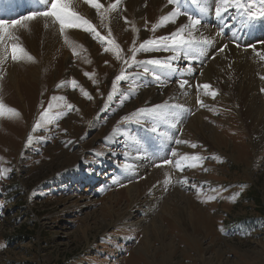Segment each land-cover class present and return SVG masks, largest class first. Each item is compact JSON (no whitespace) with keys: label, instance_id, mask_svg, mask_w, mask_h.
<instances>
[{"label":"rangeland","instance_id":"374dc122","mask_svg":"<svg viewBox=\"0 0 264 264\" xmlns=\"http://www.w3.org/2000/svg\"><path fill=\"white\" fill-rule=\"evenodd\" d=\"M0 1L6 21L46 7L35 6L38 0ZM127 2L115 9L122 15L119 28L111 25L113 10L100 15L88 5L95 15L87 19L119 45L120 58L107 40L81 30L91 43H66L57 34L68 61L54 55L47 64L50 40L39 30L42 46L26 44L29 34L18 35L34 61L7 59L24 64L27 73L35 69V79L27 75L17 85L0 72V98L19 112L0 116V169L9 170L0 178V264H264V59L254 64V85L233 58L226 71L220 64L214 83L203 82L210 89L198 88L194 79L196 105L186 107L168 93L183 81L176 73L185 67L182 57L204 54L195 77L208 81L209 62L229 44L246 53L262 48L264 16L250 18L248 11L264 8V0H240L243 8L229 6L222 20L211 17L219 48L177 24L181 17H201L196 0H179L175 17L176 3L145 4L139 20ZM218 7L216 0L213 12ZM250 26H260L261 34L252 39ZM173 33L192 43L178 37L173 43ZM148 40L156 44L140 50ZM122 72L125 79L117 81ZM50 104V122L41 121ZM185 155L203 159L196 167L183 162L181 171L175 161Z\"/></svg>","mask_w":264,"mask_h":264},{"label":"bare ground","instance_id":"6f19581e","mask_svg":"<svg viewBox=\"0 0 264 264\" xmlns=\"http://www.w3.org/2000/svg\"><path fill=\"white\" fill-rule=\"evenodd\" d=\"M84 3L80 0H75L73 1V5L75 7V9L83 16H85L86 18H93L95 13L94 11L88 6L87 3H85V0H83ZM218 1V6L221 7L222 6V0H217ZM220 1V2H219ZM2 3V1H0ZM102 3H106L105 7L108 8L109 5L115 3V0H101ZM196 2L200 5L199 8H200V12H201V17L198 18L200 20V23L199 25H196L195 27H192V21L190 20H187L183 17H181L179 20V22L177 24L179 25H183V27L187 28L188 31H192V35L197 37L198 39H203V38H208V39H211L212 41H214L215 43H217V45L214 46L219 48L221 46V44L223 43H219L218 44V40L215 38V28L212 27V24L213 23L211 21L210 23V20L212 19L211 17L215 16L216 15V11L213 12V9H212V6L214 8V5L216 3V0H196ZM221 5H220V4ZM145 4H148V5H152V6H164L165 5V0H128V2L125 4L127 6V9L128 11L130 12H133L134 15L136 16L135 18L136 19H142L145 15H146V11L148 10H145L143 8V6ZM197 4V5H198ZM44 5L43 2H40V0H38V2L35 1V6H42ZM124 5V6H125ZM147 7V6H146ZM170 9H165L164 11L167 12L169 11ZM129 12V13H130ZM109 13V12H108ZM126 15V14H125ZM224 13L219 17V20H222V18L224 17L223 16ZM122 15H120L119 11H115L113 10L111 12V19H110V22H111V25L112 27L114 28H119V17H121ZM41 22H45L44 24H41ZM140 22V21H139ZM28 27L27 28H17L15 30V35L18 36L20 34H22V36H25L26 34H29L27 38V40H25V43L26 44H29V43H33V44H39L40 46H42V40L39 38L42 34L41 37H45L44 39L47 40L49 39L50 40V44H49V47L47 48V51L45 52V63L49 64L51 62V60H53V56L56 55L57 56H62L63 59L66 61V56L68 54V52L66 51L65 47H64V44L62 43V41L60 40V38L58 37V35H62L64 37V40H65V35H67L68 37V40H76L75 42L76 43H73V44H78V43H83L85 45H89L91 42L89 41L88 37L85 36L84 34H82V31L81 30H69L66 34H61L60 32V28L56 25V24H53L52 23V20L50 18H45V17H41V18H37L35 20H32V21H27L26 22ZM48 25L46 28L45 25ZM139 25V23H138ZM173 25V24H172ZM178 26V25H176ZM40 30V35L38 37V31ZM31 32L34 34L32 35ZM58 34V35H57ZM217 35V34H216ZM27 36V35H26ZM31 40V41H30ZM20 41H18L19 43ZM230 42V41H229ZM46 43V42H45ZM48 44H45V46H47ZM95 45V44H93ZM207 45V44H205ZM29 46V45H27ZM208 46V45H207ZM205 47V48H208V47ZM44 47V46H43ZM228 47V46H227ZM45 48V47H44ZM199 49V47H197ZM213 48V49H214ZM46 49V48H45ZM202 50H204L203 48H201ZM199 49V50H201ZM211 50V49H210ZM228 51H231V54L229 55L228 54ZM261 51L264 52V46L262 48H259L258 50L256 49V51L254 52H249V53H246L245 51L243 50H237L235 49L233 46H230L229 44V48L227 49V52L226 50L224 51V54L221 53V55L215 60V61H211L209 62V67L207 65L209 69V71H207V74L206 72L204 71V73L207 75V80H203V79H200L199 77H195V74L197 72V74L199 73V70H203L202 67H200V65L203 64V56L204 54L200 53V51H198V53L192 57V56H185V57H182L181 62H180V65L183 64L185 65L184 68H177L178 70H181L180 72H176V73H179V75L181 76V78H183V81H179L178 84L181 85H189L187 87H180V86H176V87H173L171 89L168 90V93L170 95H172V100H176L177 101V97L179 99H181V102L184 106L186 107H190V106H194L196 104H194L195 102V88L193 87V84H194V79L196 78V81L199 82L198 83V88H200L202 85H203V82L205 81L210 83V82H213V79L215 78L216 74H217V71H218V68L220 66V64H223L221 65L220 67L222 69L225 70V68H229L230 66H232V63H230L232 61L233 58H235V62L233 63L234 66H237L239 68L242 67L243 70H246L245 73H242L244 74L245 77H250L249 80V83H253V85L255 83H257V81L255 80L254 76H255V69H254V64L259 62L260 65H262V58H260V56L257 54V53H260ZM203 52V51H202ZM248 52V51H247ZM196 53V52H195ZM205 53V52H204ZM5 55V53L3 52V49L0 48V72H4L6 71L8 77L11 79V80H15V82L18 83L20 81H25V78L27 75H30L32 76V78L34 77L35 79V75H36V72L34 70H31L29 71V73H27V69L25 68V65L22 64L20 66H15L13 64V62H9V60L5 61L3 60V56ZM207 56V55H206ZM209 56L210 54L207 56V59H209ZM197 57V60L199 61V63H197L196 61L194 62L193 59ZM193 58V59H191ZM55 59V58H54ZM63 60V61H64ZM68 61V59H67ZM246 61H253V63L249 62V65L246 66L247 62ZM8 62V63H7ZM15 62V61H14ZM194 62V63H193ZM246 62V64H244ZM64 63V62H63ZM67 63V62H66ZM230 63V64H229ZM17 64V63H16ZM193 64V68L189 67V65H192ZM67 65V64H66ZM204 65V64H203ZM243 66H246V67H243ZM22 67V69H21ZM181 67V66H180ZM224 67V68H223ZM236 67V68H237ZM249 67V69H248ZM235 68V69H236ZM39 69V68H38ZM30 70V69H29ZM196 70V71H195ZM220 70V69H219ZM228 70V69H227ZM18 71V72H16ZM226 71V70H225ZM234 71V70H233ZM216 72V74H215ZM220 72V71H219ZM5 73V74H6ZM18 74V75H17ZM203 74V72H202ZM221 74V73H220ZM228 74V73H227ZM230 74V73H229ZM20 75V79L18 78ZM204 75V74H203ZM206 75H204L206 77ZM222 76V75H221ZM242 76V75H241ZM202 77V76H201ZM244 77V78H245ZM259 77V76H258ZM199 78V79H198ZM204 78V77H203ZM239 78V76H238ZM243 78V77H242ZM247 78V79H248ZM165 80V79H164ZM225 80V79H224ZM232 80V79H231ZM228 81V80H227ZM241 81V80H240ZM243 81V80H242ZM13 82V81H12ZM234 82V80H233ZM236 82V81H235ZM214 83V82H213ZM237 83V82H236ZM243 83V82H242ZM240 83V84H242ZM191 85V86H190ZM235 85V84H234ZM247 85V84H246ZM226 86V85H225ZM250 86V85H249ZM228 87V86H227ZM238 87V86H237ZM244 87V86H243ZM248 87V86H247ZM255 87V86H254ZM242 88V87H241ZM18 89V88H17ZM202 89V87H201ZM243 89V88H242ZM252 89V87H251ZM239 90V89H238ZM240 92H241V89H240ZM247 93V92H245ZM244 93V94H245ZM251 93V92H250ZM252 95V94H251ZM201 96V95H200ZM154 97L156 99H158V96L157 95H154ZM255 97V96H254ZM254 100V99H253ZM257 100V99H256ZM157 101V100H155ZM255 102V101H254ZM255 105V104H253ZM253 108V107H252ZM254 109L258 110V109H263L261 106H258V105H255ZM254 110V111H255ZM257 113V112H256ZM196 120L197 122L200 121L199 117H196ZM171 122V121H170ZM262 122H264V120H262ZM199 124V123H198ZM264 124V123H263ZM203 125V124H202ZM200 127V126H199ZM125 133V134H124ZM117 134V133H116ZM119 134V132H118ZM120 135H126L127 136V133L124 132V131H120ZM123 138V137H122ZM116 139V138H115ZM125 139V138H124ZM127 139V138H126ZM130 140V139H129ZM175 140V139H174ZM264 147V146H262ZM261 147V148H262ZM128 153V152H127ZM126 154V152H125ZM129 159V158H128ZM132 158H130L131 160ZM135 160V158H133ZM135 164H137L139 166V168L141 167L140 166V163H139V159L135 160L134 162ZM129 165V164H128ZM166 170H169V168H167ZM165 170V171H166ZM140 171H142L140 169ZM135 193V192H133ZM177 195V194H176ZM178 196V195H177ZM190 211V210H189ZM166 212V211H165ZM186 213V212H185ZM148 230V229H147ZM147 235V234H146Z\"/></svg>","mask_w":264,"mask_h":264},{"label":"snow or ice","instance_id":"6c2138e0","mask_svg":"<svg viewBox=\"0 0 264 264\" xmlns=\"http://www.w3.org/2000/svg\"><path fill=\"white\" fill-rule=\"evenodd\" d=\"M42 2L45 4V10L40 11V12H32L28 16L21 17L20 19L12 20V21H6L0 19V48L3 49V52L5 55L3 56V60H7L10 58L13 61H22L24 59H27L29 61H34L35 57H33L28 50L20 43L17 41L19 40V37L15 35V30L17 28H27V21H32L37 19L38 17H45V18H50L53 23L58 24L60 28L61 34H66L69 30L73 29H79L83 30L85 32H90L95 34L97 37H99L102 40H107V43L112 45V48L114 50H117V58H120L119 55V45L115 44V41L113 39H107L106 37H101L99 32L97 31L95 25L88 20L86 17L81 15L78 11H76L74 5H73V0H42ZM85 3L90 5L92 8L96 9L97 12L100 15H104L108 11L115 10L117 5L121 3V0H115V3H113L110 7L106 8L103 3H101V0H85ZM169 3H176L177 4V11H174L171 13V17H175L179 14V0H169ZM229 6L232 7H237V8H243L244 5L241 4L240 0H222V6L218 7L216 9V15L218 17L221 16L222 12H227ZM103 10V12H101ZM248 15L250 18H257L258 16H264V8H260L257 11L253 12L251 10L248 11ZM170 17H161L160 23L163 24L165 21L169 20ZM191 19V18H190ZM126 20V18H125ZM200 24L199 19H192V27H195L196 25ZM48 25L46 24L45 27ZM155 30V29H153ZM180 32H183V29L180 30ZM177 37L179 38V42L183 44H191V40H186L183 35H180L179 33H173L172 39L173 43L177 42ZM161 40H168V37H161ZM65 42H68V37L65 35ZM203 42L205 44H211L212 40L208 38H204ZM156 44V41H145L143 44L140 45V50H146L149 48V46H154ZM225 48L227 45L224 46ZM110 49L106 48L105 51H109ZM224 49H221L223 51ZM73 54H77L75 52V49L73 50ZM262 59H264V53H257ZM133 61H135V56L132 57ZM127 63V61H125ZM149 63L152 64H159L160 61L157 60H152L149 61ZM147 71V69H146ZM88 75V74H86ZM125 79V75L122 72L121 75H118L116 77L117 81ZM157 79H159L157 77ZM261 79H264V76L261 77ZM73 85H75L77 82L72 81ZM183 86V85H182ZM203 89L208 90L211 88L210 84H203L201 86ZM115 90V89H114ZM262 92H264V89H261ZM210 94L213 98L217 95L216 91H211ZM85 95H88V93H85ZM89 98H91L89 96ZM112 97L109 96V99ZM56 97H53V100H56ZM64 99V98H61ZM203 103V102H201ZM52 108V105H49V109L46 110L44 113L41 114V121L44 122H50L51 117L49 115V112ZM68 108L71 109L72 106L68 105ZM144 111V110H141ZM5 114L9 115H14V116H19V112L16 109H13L9 106H7L3 99L0 98V116H3ZM42 126L41 122L38 121L37 124L35 125L36 129H39ZM153 131H156L154 128ZM29 143L32 142V138L29 137L28 140ZM177 143H184V141H177ZM192 147H195V145H192ZM173 155H176L175 153ZM203 157L199 156H182L180 160L175 161V166L180 169L181 171L183 170V162L187 161H193L192 163H189L187 166L188 167H196L197 163L202 160ZM164 164L171 165L173 164L172 160H165ZM162 165H157V167H161ZM9 171L8 169H0V178H3L4 175ZM209 199H215V197H210Z\"/></svg>","mask_w":264,"mask_h":264}]
</instances>
